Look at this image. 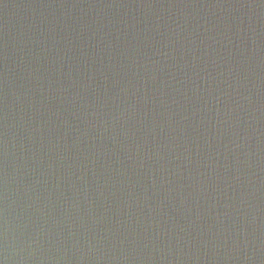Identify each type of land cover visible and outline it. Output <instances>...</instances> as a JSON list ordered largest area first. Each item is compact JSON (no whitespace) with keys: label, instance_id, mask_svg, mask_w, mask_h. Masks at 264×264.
I'll use <instances>...</instances> for the list:
<instances>
[{"label":"water","instance_id":"water-1","mask_svg":"<svg viewBox=\"0 0 264 264\" xmlns=\"http://www.w3.org/2000/svg\"><path fill=\"white\" fill-rule=\"evenodd\" d=\"M6 246L264 264V0H0Z\"/></svg>","mask_w":264,"mask_h":264},{"label":"clouds","instance_id":"clouds-1","mask_svg":"<svg viewBox=\"0 0 264 264\" xmlns=\"http://www.w3.org/2000/svg\"><path fill=\"white\" fill-rule=\"evenodd\" d=\"M5 240L7 241V221L5 222ZM8 249L5 247V255L3 259H0V264H8Z\"/></svg>","mask_w":264,"mask_h":264}]
</instances>
